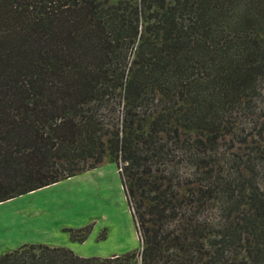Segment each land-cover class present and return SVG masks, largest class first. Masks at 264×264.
I'll list each match as a JSON object with an SVG mask.
<instances>
[{
	"label": "trees",
	"instance_id": "1",
	"mask_svg": "<svg viewBox=\"0 0 264 264\" xmlns=\"http://www.w3.org/2000/svg\"><path fill=\"white\" fill-rule=\"evenodd\" d=\"M105 161L139 248L0 264H264V0H0V202Z\"/></svg>",
	"mask_w": 264,
	"mask_h": 264
},
{
	"label": "crops",
	"instance_id": "2",
	"mask_svg": "<svg viewBox=\"0 0 264 264\" xmlns=\"http://www.w3.org/2000/svg\"><path fill=\"white\" fill-rule=\"evenodd\" d=\"M102 168L103 165H100L97 168L85 171L73 177L82 176L92 170L94 173L101 174L103 171ZM30 193L31 192H28L0 202V208L10 204L12 201L24 198ZM123 205H126L122 210L123 213L126 214L125 218H127L128 208L125 198H122L118 206ZM96 206L98 209L93 210L85 222L80 218L74 221L65 220L61 217L63 214L60 211L50 210L47 207V203L35 205L33 203L19 202L16 207L12 206L8 212L0 211V256L25 243H43L53 247L66 246L81 256L97 255L103 257L123 254L140 247L139 239V242L137 241L134 246H131L122 253H115L113 250L106 248V245L110 244L113 235L112 232L116 231L114 228L122 229L123 225L118 220L116 221L114 209H109V204L107 202ZM9 207L10 205H8L7 208ZM90 223L94 224L93 230L84 242L72 240L69 232L65 230L66 228H79ZM104 231H107V236L101 239L99 236ZM100 245L104 251L103 254H94L92 248H98Z\"/></svg>",
	"mask_w": 264,
	"mask_h": 264
},
{
	"label": "rangeland",
	"instance_id": "3",
	"mask_svg": "<svg viewBox=\"0 0 264 264\" xmlns=\"http://www.w3.org/2000/svg\"><path fill=\"white\" fill-rule=\"evenodd\" d=\"M101 174L94 173L93 170L78 177H70L60 182L32 191L24 198L10 202L0 208L2 212H8L12 206L19 202L46 204L50 210H58L63 215L61 217L68 221L82 219L87 220L93 210H97L98 204H109V209H114L116 221L122 223L123 228H114L110 244L106 248L115 253L125 252L136 242H139V235L136 229V222L124 190L123 180L115 162L105 161ZM48 187V188H47ZM122 198H125L128 208V217L123 213V206H118ZM8 205H10L9 208ZM93 224V223H90ZM94 225V224H93ZM118 231V232H117ZM117 232V233H116ZM99 245V244H98ZM94 254H103L101 245L92 248Z\"/></svg>",
	"mask_w": 264,
	"mask_h": 264
}]
</instances>
